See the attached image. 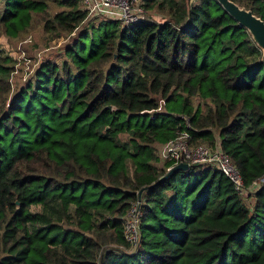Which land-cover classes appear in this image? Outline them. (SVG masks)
<instances>
[{"label":"trees","instance_id":"16d2710c","mask_svg":"<svg viewBox=\"0 0 264 264\" xmlns=\"http://www.w3.org/2000/svg\"><path fill=\"white\" fill-rule=\"evenodd\" d=\"M231 1L264 21V0ZM153 2L164 21L123 26L81 0H0V264H264V185L244 198L194 166L149 188L157 145L184 133L263 180L262 51L216 0ZM39 29L78 36L10 98L11 44Z\"/></svg>","mask_w":264,"mask_h":264},{"label":"built area","instance_id":"2783aa9c","mask_svg":"<svg viewBox=\"0 0 264 264\" xmlns=\"http://www.w3.org/2000/svg\"><path fill=\"white\" fill-rule=\"evenodd\" d=\"M149 1L81 0L89 18L118 21L123 26H132L143 22H155L146 9ZM157 156V167L160 170L165 169L167 173L179 164L189 165L190 170L194 166H204L218 170L229 179L236 192L244 196V198L262 187V180L254 183L252 186H246L240 170L233 164L230 156L222 149L218 136L214 145L210 146L205 143L191 144L188 134L184 133L166 144L157 145ZM142 208V199L139 198L131 204V208L124 218V237L130 247H121L120 250L122 251L132 253L140 246L142 238L140 228L143 220Z\"/></svg>","mask_w":264,"mask_h":264},{"label":"rangeland","instance_id":"374dc122","mask_svg":"<svg viewBox=\"0 0 264 264\" xmlns=\"http://www.w3.org/2000/svg\"><path fill=\"white\" fill-rule=\"evenodd\" d=\"M197 1L198 0H190V4L191 2L196 3ZM150 4L151 5L148 8L149 2L147 3L146 9L156 22H162L168 17L166 9H158L159 3L153 2ZM93 19L95 18H89V20ZM100 20L105 19L100 18L96 21ZM82 29H84V27L80 30ZM77 36L78 35L76 34L75 36L72 35L66 39L60 38L51 40L42 30L39 29L27 38H23L20 41L11 44V48L13 47L12 53H14V56L16 57V63L12 65L14 66V70L9 79L12 87L10 98L14 92L32 78L34 71L40 66L43 60L60 59L66 47L70 45ZM160 104L162 107L163 102L161 100ZM246 203L249 205L248 200Z\"/></svg>","mask_w":264,"mask_h":264},{"label":"water","instance_id":"95a60500","mask_svg":"<svg viewBox=\"0 0 264 264\" xmlns=\"http://www.w3.org/2000/svg\"><path fill=\"white\" fill-rule=\"evenodd\" d=\"M222 8L236 21L239 25L245 28L251 35L253 41L262 51V63L264 64V21L256 16L253 11L241 7L237 3L231 0H216ZM190 4V0H188ZM112 110L113 107H108ZM190 170L189 165L179 164L175 166L170 172H168L163 178H161L156 184L149 188H153L156 185L168 180L179 172H187ZM144 193V190L140 192V195Z\"/></svg>","mask_w":264,"mask_h":264},{"label":"crops","instance_id":"0c3cea01","mask_svg":"<svg viewBox=\"0 0 264 264\" xmlns=\"http://www.w3.org/2000/svg\"><path fill=\"white\" fill-rule=\"evenodd\" d=\"M101 19H103V18H101ZM262 185H264V178L262 180ZM248 202L252 205V200H248Z\"/></svg>","mask_w":264,"mask_h":264}]
</instances>
